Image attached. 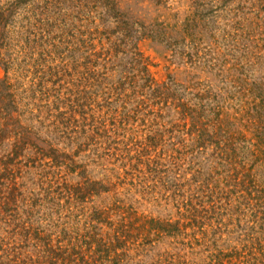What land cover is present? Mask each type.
<instances>
[{
	"label": "rangeland",
	"instance_id": "obj_1",
	"mask_svg": "<svg viewBox=\"0 0 264 264\" xmlns=\"http://www.w3.org/2000/svg\"><path fill=\"white\" fill-rule=\"evenodd\" d=\"M16 9L2 53L15 60L7 74L19 125L48 156L29 147L13 168L23 198L40 199L34 217L54 243L83 238L95 208L112 220L129 211L121 264H264V200L237 193L215 140L191 133L167 98L178 88L214 124L221 106L225 135L254 136L264 0H26ZM254 174L263 184L264 164ZM86 181L99 193L84 201ZM23 198L13 218L0 213V261L35 257ZM155 222L172 226L157 233Z\"/></svg>",
	"mask_w": 264,
	"mask_h": 264
},
{
	"label": "trees",
	"instance_id": "obj_2",
	"mask_svg": "<svg viewBox=\"0 0 264 264\" xmlns=\"http://www.w3.org/2000/svg\"><path fill=\"white\" fill-rule=\"evenodd\" d=\"M25 2L26 0H14L12 3L0 4V65L6 71L5 75L2 78L0 77V144L4 143L6 139L13 140L11 142V152L0 155V181H9L8 185H0V213L4 212L6 219L13 218L14 213L18 214V209L20 208L18 201L24 197L22 185L16 182V170L13 168L14 165L18 167L21 163L17 159L29 147L40 157L48 156L46 148L32 140L31 136L36 134V132L27 125H19V121L21 122L19 118L21 113L20 104L15 93V85L8 80L7 74L9 72L16 73L14 68L15 60H6L10 56H4L2 53L3 48L9 47L6 44L9 36L7 26L13 21L16 8ZM177 89L175 87L172 95L167 98L176 97V107L179 109L183 120L188 119L190 121L191 133L198 132L202 138H205L204 141L215 140L218 157L226 161L228 166L235 168L229 180L235 181V188L238 189L237 193H241L243 187L248 192L247 195L256 194L257 200H264V182L263 184L256 182L258 179L254 174L255 167L264 164V116L261 115L262 111H259L264 108V105H262L264 103L262 92L259 90L260 95H257L263 98L262 104L258 106L259 114L258 116H253L255 120L249 123V128L254 129V136L249 138L242 133L236 136L232 134L225 135L228 132L222 126L228 128L229 123L225 122L224 118L221 117L223 113L221 106L216 107L214 111L216 115L214 120L217 123H211L213 120L209 119L208 116L210 114L202 115L197 109L199 103L195 102L194 106L191 103L192 99L184 101L186 94L179 93ZM205 112H207L206 108ZM37 139L40 138L37 137ZM47 143L51 145L49 142ZM50 150L56 151L52 148ZM54 158L56 159L57 157ZM236 166L240 167V169H237ZM88 182L86 181L84 186L79 185L81 189L84 188V201L99 193L98 189L89 188L90 185L96 184ZM32 194L29 192L28 196ZM23 199L30 204L24 211L27 217L26 223H29L30 226L27 227L26 223L22 222V227L27 239L35 241V257L21 259L20 256H17L10 260L0 261V264H121L123 262L125 254L120 253L119 249L125 247V243L130 239V234L134 230V213L124 212L127 215H123V218L112 220L107 210L95 208L93 213L89 215V221L93 220L89 223L87 221L86 227L88 229H86L85 236L84 234L81 235L83 238L77 236L75 237L78 238L76 241L75 239L67 240L66 238H61L54 243L52 233H48V230L44 231L38 226L34 217V210L40 206V203H38L40 199H38L39 201L37 199L33 200L32 196ZM140 219L141 217L136 220ZM33 223L37 226L31 235L30 229ZM155 226L152 228H156L158 230L157 233H159L165 230L168 231V228L172 225L155 222ZM246 264L252 263L247 260Z\"/></svg>",
	"mask_w": 264,
	"mask_h": 264
}]
</instances>
